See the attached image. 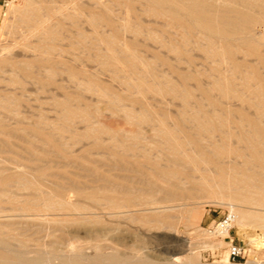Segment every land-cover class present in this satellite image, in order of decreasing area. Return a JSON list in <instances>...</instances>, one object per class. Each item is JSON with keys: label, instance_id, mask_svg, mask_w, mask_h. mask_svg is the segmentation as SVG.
I'll list each match as a JSON object with an SVG mask.
<instances>
[{"label": "rangeland", "instance_id": "obj_1", "mask_svg": "<svg viewBox=\"0 0 264 264\" xmlns=\"http://www.w3.org/2000/svg\"><path fill=\"white\" fill-rule=\"evenodd\" d=\"M31 1L33 3H30ZM39 1L40 0H37L38 4H41V3H44V1L46 3L47 0H43V1L41 0L40 1L41 3ZM55 1L53 3L55 7L53 6V4H52L53 1H51V0H48L46 4L45 3L43 4V6H45V8L48 7L47 9H49V10L55 11L54 15L51 14V19H53V20H50V23H52V25H54L55 31L56 30L60 31V29L65 30V31L56 33V34H59V36H60V37L59 36L57 37L58 40H56V42L55 41L52 42L50 40L49 41L47 40L48 41V43H47V41L45 39H48V38H46L45 36H43V34L41 35V33H38V32L32 33L31 27L28 26L27 24H24V22H22V20H21L22 14H24L25 12H28L29 14L35 15L36 12H38V10H39V13L42 14V12L45 10V9L42 10V8H39L42 4L41 5L36 4L37 8H39V9H37V8H35V5H34L37 2H34L33 0H0V125H1L0 127H2V126L4 127V128L2 127L3 128L2 130L0 128V130H1L0 131V142H1V145H0V169L4 170V171L3 170L0 171V172H2V173H0V175L2 176V174L5 172L4 174L6 176H8L7 174H10V175L12 174L11 178L13 177V179L11 181L12 184L9 183V185H8V187L10 186L11 189L6 187L8 189L5 191L6 188L5 189L0 188V192L2 193V195L0 194V196L2 197V198L0 197V220L6 219L8 222L9 221L13 222V223L16 222L15 227L13 226V228H12L13 230H11V235H12L11 242L14 243L12 245L16 246V248H18V249L22 248L24 240L28 238L27 240H29V242L27 240H25L26 242L24 243L25 248L27 246V248L29 250V252L27 253L28 256H31V255L33 256V254L35 255L34 249L35 250H40V249L42 250L43 249L42 251L44 252V254H45V252L53 249V250H56L57 254H58V252L60 255H63L64 253H66L63 256H69V254H71L73 252V250L77 251L78 247H80L79 248L80 252L83 251L82 253H84V254H86L85 252H87V255L89 253H90L89 255H91V253H94V252L97 253V251L105 253V250H106V254H109L115 248L113 250V251H116L115 254H118L121 256L123 254H124V256H125V254H126V256H129V254L132 252L131 255H135V254H138L140 256L145 255V256H148L149 258L156 260L158 262H167V263L173 262L172 264H174V263L175 264H248V263L249 264H264V223L261 222V221H263V219H257L258 217L256 216L259 213V215L262 216L261 218H264V204H258L257 202H253L254 205L252 203H249V204L238 203L239 204L238 205L236 202L235 203L233 202V205L235 204L233 206V209H228L227 205H228V203H230V202H228L230 200L227 197L224 198L218 194L211 195L209 193L208 195L207 194H200L199 195V193H198L197 195H199V197L194 196V199H192V200L190 198H186L184 196V194H183L184 197L181 195L180 196L178 195L176 197L177 193L175 192V190L173 193L170 192V191H173L174 185L172 183H170L166 179V177L164 180L163 177L158 175V173L160 172V171L158 172L159 169L160 170L162 169L161 171H167L168 170L167 167L171 166V160L174 157V154L168 149V145L170 144L169 143L170 138L175 139V140H172V142H174V141L181 142L183 145H186L185 148L188 150V152L190 154H193V156H195L197 158L199 156L198 153L203 154L205 152V154H206V155L204 154L205 156H209V154L211 155L212 153L210 152L209 148L213 151L215 148H217V147L219 148V147L223 146V147L231 148L232 150L237 148L236 150L239 151L241 149L240 147L242 146L243 150L241 149L239 151V154H236L239 157L236 156L235 154H232L235 157L228 155L229 159L226 158V161L228 160L227 162H229V163L232 162L233 164H235L234 166L239 165L238 168L240 167V165L242 166L244 158L247 155V152H245L246 151L245 150V146H246L245 143L242 142L243 143V145H242L240 140L237 139L238 134H239L238 132L240 131L237 128V124H241V122H245V121H243V119H245V118L247 119V117H249V118L257 117L255 112L258 114L259 111L255 106H253L252 104L249 105L250 103H248L247 101H245L243 99L233 97V96L232 97L230 96L229 98L221 97L219 92L216 90V88L214 89L213 84L219 76L223 75V76H226L227 78L230 77L229 79L231 80V83L234 86L233 89H235V88L239 89L241 87L240 85H243L246 83V82H243L245 80L244 73H243L244 71L241 70L242 72L241 71L240 72H233V74H232L229 71V70H231L230 66H228L229 62H227L226 60L218 61L214 58H213L214 59L213 60L211 57H209L208 54L205 56L207 51L204 47L207 44V42H206L207 40L205 39L206 41H203L204 35H201L200 33L193 35L194 39L195 40L197 39L198 41H195L194 39H192L191 38L192 36L189 37L192 40V43H193V41H195V43H194L195 45L190 43L191 40L187 36H185L184 38L186 40L187 39L190 40V42H188V43H187V41H185L184 38H183L184 42H182L183 39L175 38L174 28L166 27L164 22L161 19H158L156 16H153L152 11L149 13V11H150V8H148L149 5L146 2L144 3V1L142 3V1H139V0H130V1L127 0L130 2V3L128 2L129 5L127 4L126 0L125 1L122 0L121 1L122 3H120L119 0H113V2L116 4L111 2V0H102V1L101 0H96V1L95 0H93V1L92 0H77L78 2L76 0H57L56 2ZM59 1H61V2H59ZM97 1H99L100 5H97L98 4ZM25 2L28 6L25 4ZM62 2H64V3H62ZM65 2H66V4H65ZM67 2L68 3L70 2V3L68 4ZM73 2H74V4H73ZM95 2H97L96 5L98 7H100L98 10H96L97 6L95 7ZM60 3H61V5L63 4V6L64 5L65 6L64 7L61 6ZM134 3H136V4H134ZM77 4H78V7L76 6ZM125 4H127L128 6L127 5L125 6ZM10 5H11V7L9 9ZM30 5H32V6H30ZM133 5L135 6V8L133 7ZM51 6L54 8H51ZM67 6H69V7H67ZM105 6H106V8H105ZM131 6L133 8H131ZM141 6H143V9L139 10L142 8ZM144 6H146V8H144ZM30 7H32L31 9H33L35 11V13L33 12V10L30 11L31 10ZM71 7H73L75 10ZM126 7H127V9H126ZM78 8H80V9H78ZM62 9H63V11H62ZM76 9H78V10H76ZM91 9H94V10L92 11ZM17 10H18V12H17ZM60 10H61V12H60ZM69 10H71V11H69ZM85 10H86V12H84ZM88 10H89V12H88ZM124 10H125V12H124ZM77 11H78L79 15L76 13ZM81 11L83 13H81ZM109 11H110V13H109ZM126 11H129L128 12L129 14L126 13ZM22 12H24V13H22ZM45 12H47V11L45 10ZM79 12L82 14V16ZM102 12H104L105 16L102 14ZM130 12H131V14H130ZM135 12H136V15H135ZM88 13L89 14L91 13V16H90L91 18H96L97 13H98V16L102 15L101 17L97 18V20L100 19L101 21H98L99 23L98 22L95 23V24L100 25V28H98L99 26H97V25L95 26L100 30L94 29V26L90 25L92 23L90 22L89 15H87ZM94 13L96 16L94 15ZM99 13L101 15H99ZM105 13L106 14L108 13L107 14L108 16H106ZM17 14H19L18 15L19 17L17 16ZM123 14L126 15V17H128V19L131 21V23L133 22L132 25L134 27H132V28H134V29H132V28L131 29L135 31L137 28L138 31L136 33L133 32L131 29H129V30H131L132 32H130L128 29L126 30L123 28V26H122L123 18L125 17ZM73 15L74 16L78 15L81 21H78L79 18L74 17ZM130 15H132L133 18L132 17L130 18ZM37 16H39V15H37ZM40 16L43 17L42 15H40ZM85 16H87V17H85ZM135 16L137 18H135ZM151 16L154 18H152ZM63 17H65V20L62 19ZM68 17H70L72 19L75 18V19L72 21V19H70V18L68 19ZM103 17H105V18H103ZM107 17L110 20H112L113 24H111L109 22ZM111 17H112V19H111ZM121 17H123V18H121ZM66 18L68 19V22H66L67 21ZM55 19H58L60 22L57 21L55 23L54 22ZM85 19H87V20H85ZM136 19H138L139 21ZM88 20L90 23L89 24L85 23L86 21L88 22ZM103 20L105 21V23ZM159 20H160V22H163V24L160 23ZM15 21L17 22V25L19 26V28L16 26ZM51 21H53V22H51ZM62 21H65V22H62ZM102 21H103L104 25L101 23ZM61 22L64 24H61ZM19 23H21V24H19ZM74 23L75 24L77 23L78 26H79V24H81V27H78V28H80L79 29L80 32L83 30L81 33L79 32L81 40L79 39L80 37L78 36L79 35L78 31H76L77 25H74ZM106 23L109 25L106 26ZM140 24H141V26H140ZM23 25H25V27ZM73 25L75 26V28ZM111 25H113V26H111ZM159 25H161V26H159ZM60 26H61V28H60ZM84 26H85V28H84ZM64 27L65 28L68 27V28L64 29ZM112 27L114 30L112 29ZM119 27H121V28L119 29ZM20 28L23 30H21ZM101 28L103 30H101ZM18 29L24 35H22ZM167 29H169V30H167ZM117 30H121L120 32H122V34L119 33ZM161 30H162V32H161ZM172 30H174V31H172ZM112 31H114V32L117 31V32L112 33ZM127 31L130 33H128ZM157 31L161 32V34L160 33H159L160 35L156 34V33H158ZM163 31H164V33L166 31H168L169 33L166 32L167 34H164ZM82 33L85 37L82 35ZM97 33H98V35H97ZM99 33H101L102 35H100ZM103 33L107 34V35H104ZM131 33H133V36ZM38 34H40L41 36H39ZM76 34H77V36H76ZM117 34H118V36H121V35H123V36L118 38V36H116ZM128 34H131V35H128ZM147 34L150 35V37H148ZM30 35L32 36L33 41H31L32 40L31 38L28 39L29 37H31ZM95 35L97 36V38L99 36L104 35L103 37L108 39L110 41V45H112V46L108 45L107 42H104L103 38L101 39V37L99 38V40L101 39V41L97 42L96 41L97 38L95 39ZM113 35L115 36V37H113L114 39L111 37ZM154 35H156V36H154ZM164 35H166L167 39L165 38L166 40L164 39V41H163ZM168 35H170V36H168ZM61 36H64V38ZM65 36H67V38H65ZM71 36L73 39L71 38ZM136 36H137V38H135ZM160 36H161V38H160ZM167 36L170 38L172 37V39L174 38L175 40H173V41H175V43L173 44V42H171L172 39H170V42H169V40H168L169 38ZM202 36H203V39H202ZM40 37L45 38V39H42ZM76 37H78V38L76 39ZM116 39H120V40L118 41ZM159 39H160V41H162V43L158 41ZM37 40H38V43H37ZM114 40H116V41H114ZM28 41L31 42V43L29 42V44L31 45L30 47L28 46L29 44L25 43ZM69 41H72V42H69ZM120 41L123 43H121ZM130 41L134 42V43L132 42L134 46L132 45V43ZM199 41H200V43H199ZM32 42H34V43H32ZM68 42L70 44H68ZM76 42H78V43H76ZM81 42H83V43H81ZM100 42H101V44H100ZM112 42H114V43L116 42V44L118 42L117 45H120V46H117L116 44H114ZM179 42H180V44H178ZM196 42L199 44H197ZM39 43L45 44L44 47H47L50 43L49 46L52 47V49L50 51L53 52V53H51V56L53 54L52 57L55 58V59H53V58L52 59L57 60L56 58H58L57 63H56V61H54V63L57 64L56 66L54 64L55 67L50 66V68H49V66H47V65H49V63L40 62V61H42V59L40 58V60H39L38 58L40 56H42L41 51H43V49L41 46H43V44L40 46ZM79 43L81 44L80 47H79V45H80ZM124 43H126V44L124 45ZM71 44H73V45H71ZM74 44H75V46H74ZM84 44H86L87 46H91L90 47L91 49L89 47H87L86 45H85L86 46L85 47ZM164 44H166V45L164 46ZM176 44H178V45H176ZM188 44H191V45H188ZM35 45H38V46H35ZM54 45L56 46V48ZM192 45H194V46H192ZM49 46L47 49L51 48V47L49 48ZM131 46L133 47V49H131ZM184 46H186V47H184ZM188 46L189 47L191 46L190 50L187 49V48H189ZM202 46H204V47H202ZM31 47H33V48H31ZM58 47H60V49H58ZM83 47L85 49H83ZM114 47H116V50ZM117 47H119L118 48L119 50L120 49H126L128 52H131V54L133 53L132 54L133 58H136L139 62V64H137L136 66L133 67L130 65L129 61L126 63L124 61V65H123V63H121V61L123 62V59H119V61H118L119 64L124 66L125 68L127 67L126 69L129 70L130 73L132 74V75L130 74L131 76L129 78H127V75H125V72L124 73L123 72L122 73L121 72H119V73L115 72L114 73V71L111 70L109 66L104 65L105 63L100 64L102 61L100 59H98V58H101V59H103V61H106L108 53L111 52V50H109V49L111 48L112 51L119 52ZM127 47H129V50L127 49ZM182 47H184V48H182ZM25 48L28 50H26ZM39 48L42 50L40 51ZM104 48H106V49H104ZM174 48H176V49H174ZM202 48H203V51L205 50L204 52L202 51ZM44 49H46V48H44ZM55 49H57V51ZM181 49H183V50H181ZM25 50L29 53L32 50L33 51L37 50V51L31 52L32 54L30 53V55H29L28 53H26ZM184 50H185V52H183ZM244 50L243 49L238 50L239 51L238 54L236 52V54H237L236 60L238 62L240 61L241 64L245 62L244 64L246 66L249 65L248 67H253L254 69L256 67L257 68V69H255L256 74H261L259 76L262 79H264V64H262L260 61H258L257 58L255 59L254 57H256V56L250 55L246 52V50L245 51ZM261 50H262L261 52L264 53L263 52L264 50L263 49H261ZM54 51H55V53H54ZM97 51L99 53L101 52V54H100L101 56L99 55V53ZM57 52H60V53L62 52V53L58 54ZM104 52H106V53L108 52V53L106 54ZM182 52L184 53L185 56L187 54L186 57H188V58H186L183 54H182L183 56L180 55ZM244 52H245V54H244ZM33 53H35V54L33 55ZM102 54H104V55L106 54V55L104 56ZM188 54H190L189 55L190 57L188 56ZM33 56H35L36 58L34 59ZM59 58L61 59V61ZM104 58H106V59H104ZM158 59H160V60H158ZM32 60H34V63L33 62L29 63ZM37 60H39V61H37ZM53 60L51 62L52 64H53ZM184 60L187 62H185ZM7 62H9V64ZM15 63H17V65ZM35 63H37L38 66ZM40 63L42 64V66ZM51 63H50V65H52ZM217 63H219V64H217ZM226 63H228V64L226 65ZM34 64L36 65V67ZM43 64H44V66H43ZM212 64H214L215 66H212ZM244 64H242V65H244ZM11 65H12V67H11ZM245 65H244V67H245ZM15 66H17V68ZM150 66H152L151 69H154V70H151ZM19 67H20V69H19ZM25 67H27V68H25ZM216 67L218 68L217 69L218 71L220 70V73L217 70H215ZM248 67H246V68H248ZM31 68H32V70H31ZM33 68H34V70H33ZM51 68H53V70H51ZM246 68H244V69H246ZM143 69L146 71L151 70V72L148 73L149 76L147 77V79L149 78L148 80L152 79L156 83L158 82L157 86L160 89H157V92H155L156 90L151 91L150 88L140 89V87H137L136 82H138V81H136V79L138 80V78L141 77V75L143 73L142 72ZM148 69H150V70H148ZM156 69L158 72L156 71ZM131 70H133V72ZM138 70H139V73H138ZM16 71H18V72H16ZM32 71H34V72H32ZM152 71H154V72L156 71L158 75L156 76V74H155L156 72L152 73ZM71 72H73V73H71ZM185 72H186V74H185ZM190 72H191V74L188 75ZM228 72H230V74H228ZM151 73L155 76L156 79L154 78V76ZM181 73H182V75H181ZM193 73H194V75H192ZM240 73L242 76L240 75ZM177 74L181 75L182 77L184 75V77L187 78L184 80L185 81L187 80V81L185 82L184 80H180V81H184V83L183 82L181 83L179 81V78L182 79V77L181 76L178 77ZM216 74L218 76L217 78L215 77ZM236 74L239 76H237ZM136 75L138 77H136ZM227 75H229V76H227ZM134 77H136V78H134ZM159 77L161 78L162 81L160 80ZM242 77H243V80L241 81ZM124 79L126 81H124ZM129 79L131 81V85L133 84L136 87V88L134 87L135 90L133 89V85L131 86L129 84L130 83ZM132 79H134V80H132ZM157 79H159L161 83H159V80H157ZM165 79H166V81H165ZM163 81H165L167 83L169 82L168 84L169 85L171 84V86H175L176 88L178 87L177 89H179L181 92H184L186 94V96L188 94L187 98L189 99V97H191V100L189 99L188 102H186V104H185V102L181 99V98H183L182 95L181 94L177 95L176 93L171 91L170 86L168 84H167L168 86L165 85L166 87L165 86H164V88L162 87L164 84H166ZM171 81H172V83L174 82V84H176V83H178V84L172 85ZM162 82H163V84H162ZM197 82H199V83L197 84ZM241 82H243V83H241ZM239 83H240V85H238ZM161 84H162V86H161ZM184 84H186V85H184ZM199 84L202 86V88H201L202 90L199 88V87H201V86H199ZM251 84H255V82H253L251 80L249 82V85H251ZM129 85L131 87H129ZM162 88L163 89L167 88L169 90H166V89L163 90ZM106 89H107L108 93H107ZM203 90H210V93H211L210 96H212V98L210 97V98H206V99H211V100L216 101L217 99H215V98L219 97L220 99H222L221 100L222 102L220 100L219 101L217 100V103H212V104L210 103V105H209L210 100H206L205 98H203V96L206 97ZM172 92H173V94H172ZM109 93H111L110 95L112 96V98H109V96H110ZM169 93H171V94H169ZM107 95H109V96H107ZM178 96H180V97H178ZM67 97L70 98L69 99L70 102L68 101ZM213 97H214V99H213ZM114 98L116 99V101ZM62 99H65L64 100L65 102L66 101L69 102L68 108L69 107L71 108L72 105L74 106V108H71V109H73V113L76 112V115H77V110H79V112H78L79 114L77 116H75V114H73V116H75V117L71 116L70 119H68V117L66 116L64 107L61 104L60 105L62 107L60 105H58L59 100L62 101ZM8 100H10V101H8ZM206 101H208V104ZM223 101H224V103H223ZM189 102H191V103L189 104ZM199 102L201 104L202 103L203 104L201 105V104H199ZM4 103L8 106H4ZM62 103H63V101H62ZM71 103H72V105H71ZM114 103L115 104L117 103L118 107H117V104H116V106H112ZM1 104H3V105H1ZM121 104H123V105H121ZM184 104L187 106L185 107ZM216 104H218L217 107H215ZM56 105L58 107L60 106V108L56 107ZM197 105H198V107H197ZM220 105H221V107H219ZM213 106L216 109L220 108L219 110H221L222 113L218 109L217 110L214 109ZM242 106H244V107H242ZM199 107L201 109L200 111L198 109ZM75 109H77V110H75ZM145 109H148V110H145ZM185 109H187V111H185ZM255 109H256V111H255ZM141 111L143 114H145L144 112L147 111V114L144 115L145 117H143V118H142L143 114L141 113ZM148 111H150V112H148ZM235 111H236V115H235ZM261 111L264 113V109ZM202 112H207L208 116L205 113L202 114ZM61 113L63 114L62 116H61ZM83 113H85V114H83ZM148 113H151L150 116L148 115ZM195 113L196 114L198 113L197 115L200 117H204L205 119L207 118L208 120H210V121H208L206 119L211 124H214V122L217 124L225 122V124H227V126H229V127H227V129H229V133L231 134V136L229 138L224 139L223 136L222 137L219 136L222 134L218 133L217 131L216 132L214 131L216 134H213L212 132H209V133L204 132L206 135L202 133L199 136L200 138L198 137V139H197L198 140L197 142H199L200 146L201 147L204 146V147H202V148L200 147L199 150L201 149V151L198 150V153H197L193 149V147H192L193 145H191L192 139L190 138V136L188 134L190 129H191V131L194 130V129H192L195 127L194 124H197V122H198L199 118H198V116H196ZM263 113H262V115L258 114V116L260 115V117H261V118L259 117L261 124L264 122ZM130 114H131V116H130ZM139 114L141 115L140 117H138ZM237 114L238 115L240 114L239 115L240 117L239 116L237 117ZM248 114L249 115L251 114V116H249ZM147 115H148V117H146ZM194 115L197 119H195L193 117ZM224 117H226V118H224ZM138 118L139 119L141 118L143 120H139ZM163 118H165V119H163ZM219 118L221 120H224V121L220 122L221 120ZM64 119H65L66 123H69V124L65 125ZM71 119H72V121H71ZM160 119H163V120L160 121ZM212 119L215 121H211ZM61 120H63V121H61ZM238 120H239V123L237 122ZM59 122H61V123H59ZM62 123L64 124L63 126H61V127L57 126L59 124L62 125ZM161 123H162V125H161ZM36 125H37V128L39 127L38 129L36 128ZM53 125L54 126L56 125L55 127L62 128L63 132L61 129L57 130V128H55ZM165 126L167 127V129H165L166 128ZM191 126H192V128H191ZM7 128H11L9 130L12 132H10ZM13 128H14V130H13ZM34 128H36V129L34 130ZM40 128L43 129V132L40 131L41 130ZM68 128H70V130H68ZM161 128H163V129H161ZM187 128H190V129H188V133H187ZM49 129H51L52 131H50ZM89 129H90V131H89ZM99 129H101V130H99ZM237 129H238V131H237ZM4 130H5V132H4ZM16 130H18L19 132H17ZM20 130L22 131V133ZM38 130H39V132H41V135H40V133L35 134L36 132L38 133ZM158 130H160V131H158ZM167 130H169V131H167ZM47 131H50V132H47ZM92 132H94L95 135L97 134V136L99 137L98 141L100 142V145H102V146H100L99 149H97L99 147V146H96L97 144H92V142L94 141V136L89 135L90 133L94 134ZM46 133L47 134L51 133L52 137H56V139L52 138L50 134H49L50 135L49 136ZM164 133H167V135ZM236 133H238V134L236 135ZM169 134H171V135L168 136ZM135 135H136V137H135ZM46 136H49V137H46ZM162 136H165V137H162ZM3 137H5L7 139L4 138L5 139V141H4ZM41 137H42V139H41ZM48 138H49V140H48ZM52 139H53V141H52ZM164 140H166V141H164ZM221 141H223V142L221 143ZM59 143H61V145ZM122 143H124V145H125V143L127 145L129 144V147L126 145L125 146L132 152V153H129L130 155L135 156V157L137 156L138 158L142 157V155H143L150 162H152L151 159L152 160L155 159L153 161H156V162H152V163L153 164L156 163V164L153 165L151 163V165L149 164L150 165L149 166L147 163V166H149V167H147L144 164H143V166H146V167L139 165L140 167L139 166L137 167L139 170H136V171L133 170L130 167V165L128 166L127 163H124L122 161V159L120 158V155L116 152V150H117L116 148L120 149L119 146H121ZM131 143H133V144H131ZM214 143H216L218 145H217V147H215L213 149ZM2 144H4V145H2ZM53 144H55V145H53ZM91 144L97 148H95ZM162 144H164L165 147H162ZM216 144H214V145L216 146ZM227 144H228V146H227ZM10 145H11V147H10ZM112 145H113V148H112ZM124 145H122V146L124 147ZM133 145H135V146H133ZM55 147L58 150L60 149L61 151H63V155L61 152L57 151V149ZM7 148H9L10 150L12 149L11 152ZM13 148H14L15 152H13ZM27 148L30 149V151H32V150L33 151L32 152H30L29 150L27 151ZM53 148H54V150H53ZM134 148H136L137 150L136 149L134 150ZM163 148H165V149H163ZM66 149H67V151H66ZM16 150L18 151V153H16L17 152ZM34 152H35V155H34ZM64 152H65V154H64ZM241 152L243 154L245 153L244 156L241 154ZM113 153L116 154V157H115V155H113ZM37 154L39 157L37 156ZM50 154H51V156H50ZM56 154H58V155H56ZM71 155H72V157H71ZM139 155H140V157H139ZM168 155H170L171 159L169 158ZM63 156H64V158H63ZM117 157L120 159V161H121L120 163H119V160ZM65 158H67V159H65ZM30 159H31V161H30ZM75 160H76V162H75ZM114 160H116V161H114ZM241 160H243V161H241ZM159 162H160V164H159ZM114 163L117 165L115 166ZM232 163H230V164L233 165ZM31 165H33V167ZM35 165H36V167H35ZM152 165L155 167H153ZM163 165H165V166L168 165V166L165 167ZM34 167H35V169H34ZM123 167H124V170H126L128 172L127 175H129V178H128V176H126V171H122ZM157 167H159V168H157ZM183 167H184L183 174L186 172L185 170H187V172L189 171V169L191 170V168L188 166H183ZM206 167L207 168L205 170H206L207 174H210L209 176L208 175L207 176L209 178L215 177L216 173L213 171L214 170V168H212L213 166L206 165ZM208 167L210 168V170L211 169H213V170H211V171L208 170ZM36 168H37V170H36ZM38 168L40 170H38ZM45 168H46V170H45ZM145 168H148V169L150 168L149 169L150 172ZM151 168H153V169L156 168L158 170H156V169L153 170ZM170 168H169V170H170ZM90 169H92V170H90ZM94 169H96L97 171H96L95 175L93 176ZM140 169H142L143 171L142 170L140 171ZM82 170H85V171H82ZM128 170L130 171V173ZM131 170L133 172L135 171V173H133ZM144 170H146L147 172L145 171L146 173L140 174L141 172H144ZM6 171H7V173H6ZM8 171H10V172H8ZM11 171H14V173L13 172L11 173ZM86 171L88 172V175L90 174L89 176H87ZM100 171L102 173L100 175L105 176L107 180L103 181V180H101L100 175L96 176V174L97 173L99 174ZM137 171L139 172L138 174H136ZM123 172H125V174ZM190 172H192V170ZM19 173H20V175H18ZM59 174L61 176H59ZM64 175H66V176H64ZM134 175H135V177H134ZM148 175H150V176H148ZM18 176L19 177L22 176V177H20V179L22 178L24 181L16 180V178H19ZM23 176H26V177H23ZM95 176L99 177V180L97 178H95ZM144 176H146V177H144ZM54 177H57V179L60 177L59 179L61 181L59 179L57 180ZM71 177H72V179H71ZM92 177H94L96 180L94 178L92 179ZM140 177H142L143 179L141 180ZM73 178H74V180H73ZM151 178H152V180H151ZM52 179H53V181L56 180L55 182H58L60 184L63 183L64 185L65 184L69 185L70 183H72L74 181L75 183H77L80 186L82 184V186H84L85 188L94 187V186H98V185L109 186L110 184H111L110 186L112 187L115 185L116 181H117L116 185L119 184L118 186H128L130 184L132 186H134L135 182H136L137 185L139 183L142 185L141 186H140V184L138 186L135 185L139 188V193H138V191H136L135 194H139L141 196V194L146 193V195H142L145 197L142 198V196H141L139 198V195H135L133 192L131 197L134 198V197L138 196V199L140 200L139 202H142L141 203L142 205L141 204H139V206L136 205L135 203L138 202V200H136V202L134 201V204L136 206L134 205V208H132V207L128 208V209H130V211H132L131 213H129L130 212L129 210L127 212H122V213L119 212L118 213L115 210L109 211L111 209H109L110 205L108 204V201H106L107 198L106 199L104 198L106 201V205H104L105 201H102L104 203H102L100 201L101 206H98L97 208H95V207H91V205H90V207H89V205H85V204H89V203H87V202L85 203V201H83V200H75V198L73 197V194L71 192H69L63 196L64 202L66 201L65 202L66 205H70V203L71 204L75 203L72 206H74V208L75 207L80 208L79 203L81 202V205L86 206V207L84 209H76V210L75 209H69V212L65 208H62V210H64V211L61 210V212H60L61 207H56V209L53 212L52 211H50V212L45 211L44 212L45 213L44 215L46 216L47 219L43 215L42 216L43 220L41 221L42 223L40 221L33 220V218H35V217H31V216L29 217V216L21 215L19 210H16L14 206L12 207V205H15V203H18V202L20 203L25 197H27V195H29L30 188H28V186H29L28 184L31 181L32 182L30 183V185L39 184L41 186H48L49 185L48 182H50ZM108 179H110V180H108ZM121 179L123 180V182H121ZM132 179H134V180H132ZM111 180H113V182L115 180V183L114 184L111 183L112 182ZM28 181H29V183H28ZM77 181H79V182H77ZM144 181L146 184L144 183ZM148 181H150V182H148ZM68 182H70V183H68ZM104 182H106V183H104ZM133 182H134V184H133ZM152 182H154V183H152ZM26 183H27V185H26ZM108 183H109V185H108ZM126 183H127V185H126ZM147 183H149V184H147ZM22 184H23V186H22ZM150 184H151V186H150ZM188 185L189 184L187 182L184 184L183 193H185ZM145 186H146L147 190H146V188H144ZM148 186L150 188H148ZM0 187H1V185H0ZM22 187L25 188L26 190H24ZM29 187H31V186H29ZM156 187H157V189H156ZM154 188H155V190H153ZM165 188H166V190H165ZM141 189H142V191H141ZM168 189L170 191H168ZM10 190H12V192H10ZM254 192H257L256 188L254 189ZM12 193H13V195H12ZM14 193L16 194V196ZM166 193H169V194H166ZM174 193H175V197L173 196ZM218 196L221 197V200ZM3 197H5V198L3 199ZM13 197L14 198L18 197L17 199H19L20 201L15 202V200H17V199L15 198V200H13L14 199ZM149 197H151V198H149ZM6 198H7V200L11 199V201H13L12 202L13 204L11 202L2 201V200H5ZM146 198H149V199L147 200ZM150 199L153 201V203L151 202ZM145 201H147L146 202L147 205L144 204ZM87 206H88V208H87ZM259 206H260V209H259ZM100 207H102V208H100ZM106 207H109V208L106 209ZM138 207L139 208L141 207V208L138 209ZM190 207L191 208L196 207L200 211L203 210V208H204L207 211L203 212L199 216V218L193 217L191 214L192 212H189L191 210ZM58 208H59V210H58ZM13 209H15V210H13ZM132 209H134V210H132ZM238 209L250 211L253 213L252 217L248 218V220L245 222L244 226H238L234 222L233 227L230 230L229 237L227 239H224V240L221 238L211 237V236L207 235V233L205 232L206 227L211 225L217 219L221 218L228 211H235V213H236V211ZM71 210H72V212H70ZM81 210H82V213H81ZM147 210L149 212H147ZM125 211H126V209H125ZM134 211H136V212H134ZM114 212H116V213H114ZM144 212H147V214ZM49 213H51V215ZM139 214H140V216H138ZM187 214H191V215H187ZM141 215H143V218ZM145 215L148 217L149 220L147 219V217ZM148 215H150V216H148ZM155 215H156V217H155ZM157 215H159V217ZM161 216L163 217V220L167 225L164 224L162 219H160V218H162ZM166 216H167V218H166ZM253 216H255V217H253ZM131 217L132 218L134 217L133 218L134 220ZM150 217H152L154 220ZM169 217L170 218L175 217V218L174 219L171 218L173 220L172 221L171 219H168ZM187 217L190 218V220ZM44 219H46V220H44ZM150 219H151V221H150ZM157 219L160 220L161 222H159ZM167 219L169 221L170 220L171 221L167 223V221H168ZM249 219H253V220L250 221ZM24 221L26 222V224ZM155 221H158V222H155ZM33 222H34V224L32 225ZM36 222H37V224H36ZM38 222H39V224H38ZM49 222H51V223H49ZM149 222L152 225H150ZM20 223L22 224V226ZM46 223H47V225H46ZM161 223L166 225V227L163 226ZM27 224L28 225L31 224V225L27 226ZM43 224H44V226H43ZM142 224L144 225L143 227H142ZM23 225H26L27 228ZM45 225H46V228H45ZM55 225H57V226H55ZM48 226H50V228ZM35 227H36V229H35ZM59 227H60V229H59ZM31 228H33V229H31ZM54 228L57 231L53 232L52 230H54ZM56 228H58V229H56ZM61 229H63V230H61ZM18 231H20V232H18ZM27 231H28V233H27ZM29 231H31V233H29ZM24 232H25V234H24ZM38 232H40L41 234ZM18 233H19V235H18ZM54 233H59V234H54ZM26 234H28V236ZM62 234H64V235H62ZM19 236H21L22 240ZM29 236H30V238H29ZM98 236L100 237V238H98L99 241L97 240ZM15 237H17V238L19 237V239L15 238ZM25 237H27V238H25ZM30 239H31V241H30ZM32 240L34 241V244L32 243L33 242ZM229 240H232L234 243L243 245L246 248L247 252L243 258L237 259L235 261H232V260L225 261L227 255H228L227 243L229 242ZM64 241H66V242L68 241L67 244L69 243L70 246L69 245L67 246V244ZM191 241H192V243H191ZM30 242H31V244H30ZM189 242L191 244H189ZM15 243H18V244H15ZM217 243H221V245L220 246H216V245L211 246V244H217ZM19 244H22V245H19ZM71 244H72V246H71ZM91 244H93V245H91ZM51 245H53V246H51ZM98 245H99V247H98ZM101 245H102V247H101ZM33 246H34V248H33ZM55 246H57V247H55ZM38 247L39 248L41 247V248L39 249ZM94 249H96V250H94ZM57 250H58V252H57ZM91 250L94 252H92ZM130 250H132V251H130ZM113 251L111 254L114 253ZM118 252H120V253H118ZM55 262H58V260H55ZM224 262H226V263H224Z\"/></svg>", "mask_w": 264, "mask_h": 264}, {"label": "bare ground", "instance_id": "obj_2", "mask_svg": "<svg viewBox=\"0 0 264 264\" xmlns=\"http://www.w3.org/2000/svg\"><path fill=\"white\" fill-rule=\"evenodd\" d=\"M34 2H37V0L35 1V0H33ZM41 1V0H40ZM39 1V2H40ZM43 1V0H42ZM48 1V0H47ZM47 1H46V3H47ZM51 1H53L52 2V4L54 3V1L55 0H51ZM57 1V0H56ZM55 1V2H56ZM77 1V0H76ZM93 1V0H92ZM96 1V0H95ZM102 1V0H101ZM120 1V3H122L121 1L122 0H119ZM118 1V2H119ZM125 1V0H124ZM130 1V0H129ZM129 1H127L126 0V2H127V4L129 5ZM139 1H142V3H143V1H144V3L146 2L149 6H148V8H150V11H149V13L152 11L153 12V16H156L158 19H161L163 22H164V24H165V26L166 27H171V28H174V30H175V38H180V39H183L185 36H187L188 38L190 37V36H192L191 38L192 39H194V37H193V35H195V34H201V35H204V40L203 41H206L207 42V44H206V46L204 47V46H202V47H204L205 49H206V51H207V53L205 54V56L208 54L209 55V57H211L212 59L214 58V59H216V60H218V61H221V60H226L227 62H229V65L228 66H230V69L231 70H229L232 74H233V72H240L241 70H243L244 72V78H245V80L243 81V82H246L245 84H243V85H240V83L238 84V85H240L241 87L238 89V88H235V89H233V84L231 83V80L229 79V78H227L226 76H217V74L215 75V77L217 78V80L214 82V84H213V87H214V89L216 88V90L219 92V94H220V96L221 97H224V98H229L230 96L232 97H237V98H240V99H243V100H245V101H247L248 103H250L249 105H253V106H255L257 109H258V114H261L262 115V111L261 110H263L264 109V79H262L259 75H261V74H256V72H255V69H257L256 67H255V69L253 68V67H248V66H246L244 63H242V64H244L245 65V67H244V65H242L241 63H240V61L238 62L237 60H236V55L238 54V50H240V49H245L246 50V52L248 53V54H250V55H254V56H256V57H254L255 59L257 58V60L258 61H260L262 64H264V53H262L261 51V49H263L264 50V0H139ZM13 2V1H12ZM27 2V1H26ZM26 2H25V4H26ZM59 2H61V1H59ZM72 2V1H71ZM78 2V1H77ZM84 2V1H83ZM98 2V4L97 5H100V3H99V1H97ZM97 2H95V7L97 6L96 5V3ZM111 2H113V0H111ZM116 2V1H115ZM129 2V3H128ZM30 3H33L32 1L30 2ZM41 3V2H40ZM44 3H45V1H44ZM44 3H41V4H38V2L37 3H35L34 5H35V8H37V6H36V4L37 5H41L39 8H42V10H46L47 12H45V10L42 12V14L41 13H39V10H38V12H36V14L35 15H33V14H29L28 12H22V13H24V14H22V17H21V20H22V22H24V24H27L28 26H30L31 27V30H32V33L33 32H38V33H41V35L43 34V36H45L46 38H48V39H45V38H42V37H40V38H42V39H45L46 41L48 40H50V41H52V42H56V40H58V36H59V34H56V33H59V32H63V31H65V30H62V29H60V31H58V30H56L55 31V29H54V25H52V23H50V20H53V19H51V14H55V11H53V10H49V9H47V8H45V6H43V4ZM45 3V4H46ZM49 3V2H48ZM62 3H64V2H62ZM68 3V2H67ZM70 3V2H69ZM68 3V4H69ZM94 3V2H93ZM114 3V2H113ZM124 3V2H123ZM24 4V5H25ZM65 4H66V2H65ZM73 4H74V2H73ZM82 4V3H81ZM114 4H116V3H114ZM113 4V5H114ZM127 4H125V6L127 5ZM134 4H136V3H134ZM12 5V4H11ZM11 5L9 6V9H10V7H11ZM27 5V4H26ZM25 5V6H26ZM60 5H61V3H60ZM122 5V4H121ZM127 5V6H128ZM131 5V4H130ZM28 6V5H27ZM30 6H32V5H30ZM53 6H54V4H53ZM61 6H63V4L61 5ZM65 6V5H64ZM63 6V7H64ZM73 6V5H72ZM77 7H78V4L76 5ZM80 6V5H79ZM117 6V5H116ZM120 6V5H119ZM137 6V5H136ZM13 7V6H12ZM44 7V8H43ZM55 7V6H54ZM54 7H52L51 6V8H54ZM67 7H69V6H67ZM81 7V6H80ZM124 7V6H123ZM133 7L135 8V6L133 5ZM132 6H131V8H133ZM142 8L141 9H139V10H142L143 9V6H141ZM32 7H30V9H31ZM39 8H37V9H39ZM58 8V7H57ZM66 8V7H65ZM71 8H73V7H71ZM70 8V9H71ZM100 7H98L97 6V9L96 10H98ZM105 8H106V6H105ZM138 8V7H137ZM144 8H146V6H144ZM147 8V9H148ZM12 9V8H11ZM29 9V10H30ZM36 9V10H37ZM61 9V8H60ZM74 9V8H73ZM78 9H80V8H78ZM78 9H76V10H78ZM83 9V8H82ZM112 9V8H111ZM117 9V8H116ZM125 9V8H124ZM126 9H127V7H126ZM19 10V9H18ZM18 10H17V12H18ZM33 9H31L30 11H32ZM75 10V9H74ZM92 11L94 10V9H91ZM114 10V9H113ZM122 10V9H121ZM138 10V11H139ZM16 11V10H15ZM52 11V12H51ZM59 11V10H58ZM62 11H63V9H62ZM69 11H71V10H69ZM91 11V12H92ZM146 11V10H145ZM33 12L35 13V11L33 10ZM60 12H61V10H60ZM84 12H86V10L84 11ZM88 12H89V10H88ZM99 12V11H98ZM124 12H125V10H124ZM129 11H126V13H128ZM144 12V11H143ZM66 13V12H65ZM77 14H78V11L76 12ZM80 13V12H79ZM81 13H83L82 11H81ZM80 13V14H81ZM109 13H110V11H109ZM112 13V12H111ZM148 13V12H147ZM20 14V13H19ZM19 14H17V16L19 15ZM75 14V13H74ZM102 14L104 15V12H102ZM106 14V13H105ZM108 14V13H107ZM106 14V16H108ZM129 14V13H128ZM130 14H131V12H130ZM141 14V13H140ZM37 15H39V16H37ZM40 15H42L43 17H41ZM70 15V14H69ZM79 15V14H78ZM78 15H76V16H74V17H78L79 18V16ZM85 15V14H84ZM83 15V16H84ZM87 15H89V17L91 16V13L89 14H87ZM94 15H95V13H94ZM97 15V16H96ZM95 16H96V18H91L90 17V22L92 23V24H90V25H92V26H94V29H98V28H100V25H98V24H95L96 22H98V21H101L100 19L99 20H97V18H99V17H101L102 15L99 13V15H101V16H98V13L96 14ZM124 15V14H123ZM135 15H136V12H135ZM16 16V15H15ZM81 16H82V14H81ZM94 16V17H95ZM105 16V15H104ZM125 17L123 18V17H121V18H123V24H122V26H123V28L124 29H131L132 27H134L132 24H133V22L131 23V21L128 19V17H126V15H124ZM19 17V16H18ZM62 17V16H61ZM72 17V16H71ZM73 17V18H74ZM85 17H87V16H85ZM118 17V16H117ZM132 17V15H130V18ZM152 17V16H151ZM70 17H68V19H69ZM103 18H105V17H103ZM108 18V17H107ZM106 18V19H107ZM133 18V17H132ZM135 18H137L136 16H135ZM145 18V17H144ZM152 18H154V17H152ZM62 19H64L65 20V17H63ZM67 19V18H66ZM68 19H67V21L66 22H68ZM70 19H72V18H70ZM75 19V18H74ZM74 19H72V21L74 20ZM88 19V18H87ZM87 19H85V20H87ZM111 19H112V17H111ZM148 19V18H147ZM84 20V21H85ZM108 20H109V22L111 23V24H113V22H112V20H110L109 18H108ZM136 20H138V19H136ZM156 20V19H155ZM57 21H59L58 19H55V23L57 22ZM78 21H81L80 20V18L78 19ZM104 21V20H103ZM103 21L101 22L102 24H103ZM120 21V20H119ZM139 21V20H138ZM51 22H53V21H51ZM60 22V21H59ZM62 22H65V21H62ZM61 22V24H64V23H62ZM70 22V21H69ZM83 22V21H82ZM89 22V20H88V22L86 21L85 23H87V24H89L90 23ZM159 22H160V20H159ZM163 22H160V23H162L163 24ZM15 23H16V26L19 28V26L17 25V22L15 21ZM80 23V22H79ZM99 23V22H98ZM104 23H105V21H104ZM156 23V22H155ZM159 23V24H160ZM19 24H21V23H19ZM95 24V25H94ZM119 24V23H118ZM158 24V23H157ZM74 25H77V28H76V31H78V33L80 32L79 31V29L80 28H78V27H81V24H79V26H78V24L76 23H74ZM73 25V26H74ZM99 26L98 28L97 27H95V26ZM104 25V24H103ZM109 24H107L106 23V26H108ZM22 26V25H21ZM20 26V27H21ZM24 27H25V25H23ZM63 26V25H62ZM72 26V25H71ZM91 26V27H92ZM111 26H113V25H111ZM140 26H141V24H140ZM159 26H161V25H159ZM164 26V25H163ZM110 27V26H109ZM165 27V28H166ZM28 28V27H27ZM56 28V27H55ZM60 28H61V26H60ZM66 28H68V27H66ZM65 27H64V29H66ZM74 28H75V26H74ZM84 28H85V26H84ZM88 28V27H87ZM93 28V27H92ZM91 28V29H92ZM121 27H119V29H120ZM122 28V29H123ZM145 28V27H144ZM158 28V27H157ZM160 28V27H159ZM21 29V28H20ZM29 29V28H28ZM59 29V28H58ZM78 29V30H77ZM93 29V30H94ZM106 29V28H105ZM112 29H113V27H112ZM132 29H134V28H132ZM131 29V30H132ZM19 30V29H18ZM21 30H23V29H21ZM82 30V29H81ZM98 30H100V29H98ZM101 30H103L102 28H101ZM107 30V29H106ZM114 30V29H113ZM129 30L130 32H137L138 30H137V28H136V30L134 31V30ZM140 30V29H139ZM166 30V29H165ZM167 30H169V29H167ZM171 30V29H170ZM174 30H172V31H174ZM20 31V30H19ZM25 31V30H24ZM83 31V30H82ZM81 31V32H82ZM96 31V30H95ZM119 33H121L122 34V32H120L121 30H117ZM116 31V32H117ZM159 31V30H158ZM157 31V32H158ZM21 32V31H20ZM80 32V33H81ZM97 32V31H96ZM101 32V31H100ZM114 31H112V33H113ZM116 32H114V33H116ZM126 32V31H125ZM128 32V31H127ZM130 32H128V33H130ZM161 32H162V30H161ZM161 32H158V33H156V34H158V35H160L161 34ZM166 32H168V31H166ZM164 33V31H163V33L164 34H167V33ZM19 33V32H18ZM68 33V32H67ZM77 33V32H76ZM80 33H79V37H80ZM102 33V32H101ZM101 33H99L100 35H102ZM118 33V34H119ZM160 33V34H159ZM169 33V32H168ZM173 33V32H172ZM171 33V34H172ZM20 34V33H19ZM21 34L22 35H24L22 32H21ZM37 34V33H36ZM56 34V35H55ZM104 34V33H103ZM111 34V33H110ZM109 34V35H110ZM118 34L116 35V36H118ZM120 34V35H121ZM127 34V33H126ZM132 34V36H133V33H131ZM131 34H128V35H131ZM39 36H41L40 34H38ZM37 35V36H38ZM82 35H83V33H82ZM97 35H98V33H97ZM104 35H107V34H104ZM103 35V36H104ZM148 35V34H147ZM31 36V35H30ZM76 36H77V34H76ZM84 36V35H83ZM103 36H99L98 38H97V36L95 35V39L97 38V42H99V41H101V39L103 38V40H104V42H107V44L108 45H110V41L108 40V39H106V38H104ZM121 36H123V35H121ZM121 36H118V38H120ZM139 36V35H138ZM141 36V35H140ZM154 36H156V35H154ZM162 36V35H161ZM161 36H160V38H161ZM168 36H170V35H168ZM167 36V37H168ZM200 36V35H199ZM34 37V36H33ZM60 37V36H59ZM61 37H63L64 38V36H61ZM70 37V36H69ZM85 37V36H84ZM83 37V38H84ZM101 37V39L99 40V38ZM112 38L113 37H115L114 35L113 36H111ZM148 37H150V35H148ZM174 37V36H173ZM32 39V36L31 37H29L28 39ZM35 38V37H34ZM37 38V37H36ZM65 38H67V36H65ZM71 38H72V36H71ZM78 37H76V39H77ZM82 38V39H83ZM110 38V37H109ZM135 38H137V36L135 37ZM159 38V37H158ZM166 38V35H164V37H163V41H164V39ZM169 39V42H170V39H172V37L170 38V37H168ZM39 39V38H38ZM69 39V38H68ZM73 39V38H72ZM80 40H81V37L79 38ZM78 39V40H79ZM85 39V38H84ZM83 39V40H84ZM93 39V38H92ZM114 39V38H113ZM112 39V40H113ZM134 39V38H133ZM132 39V40H133ZM167 39V38H166ZM165 39V40H166ZM185 39V38H184ZM184 39H183V41L182 42H184ZM190 39V38H189ZM202 39H203V36H202ZM206 39V40H205ZM36 40V39H35ZM64 40V39H63ZM66 40V39H65ZM70 40V39H69ZM102 40V41H103ZM106 40V41H105ZM116 40H120V39H116ZM116 40H114V41H116ZM137 40V39H136ZM167 40V41H168ZM173 40H175L174 38L172 39V41L171 42H173V44L175 43V41H173ZM177 40V39H176ZM191 40V39H190ZM190 40H186L185 39V41H187V43L188 42H190ZM195 40V39H194ZM201 40V39H200ZM31 41H33V39L31 40ZM48 41H47V43H48ZM75 41V40H74ZM73 41V42H74ZM77 41V40H76ZM138 41V40H137ZM159 42H161L162 43V41H160V39L158 40ZM181 41V40H180ZM195 41H198L197 39L195 40ZM195 41H193V43H192V40H191V42L190 43H192V44H194L195 43ZM202 41V40H201ZM29 42L30 41H28V42H25V43H27V44H29ZM69 42H72V41H69ZM68 42V44H70ZM121 42V41H120ZM131 42V41H130ZM133 42V41H132ZM131 42V43H132ZM178 42V41H177ZM31 43V42H30ZM32 43H34V42H32ZM37 43H38V40H37ZM64 43V42H63ZM76 43H78V42H76ZM75 43V44H76ZM81 43H83V42H81ZM112 43H114V42H112ZM121 43H123V42H121ZM130 43V44H131ZM134 43V42H133ZM133 43H132V45H133ZM137 43V42H136ZM146 43V42H145ZM186 43V44H187ZM197 43V42H196ZM199 43H200V41H199ZM199 43H197V44H199ZM203 43V42H202ZM201 43V44H202ZM24 44V43H23ZM26 44V45H27ZM43 43H39V45L41 46ZM75 44H74V46H75ZM80 44V43H79ZM100 44H101V42H100ZM114 44H116V42L114 43ZM117 44H118V42H117ZM116 44V45H117ZM126 43H124V45H125ZM178 44H180V42L178 43ZM178 44H176V45H178ZM25 45V46H26ZM49 45H50V43H49ZM48 45V46H49ZM71 45H73V44H71ZM86 44H84V46H85ZM106 45V44H105ZM129 45V44H128ZM163 45V44H162ZM166 44H164V46H165ZM188 45H191V44H188ZM195 45V44H194ZM194 45H192V46H194ZM203 45V44H202ZM29 47L31 46L30 44L28 45ZM35 46H38V45H35ZM39 46V47H40ZM45 46V44H43V46H41L42 47V49H43V51H41L42 49H40L39 48V50L41 51V55L42 56H40L38 59L40 60V58L42 59V61H40V62H45V63H49V65H47V66H49V68H50V66H54V61H56V63H57V60H58V58H56L57 60H53V59H55V58H53L52 56H53V54H52V56H51V53H53V52H51L50 50L52 49V47L51 46H49V48L50 49H47L48 48V46L47 47H44ZM55 46V45H54ZM81 46V44L79 45V47ZM83 46V45H82ZM87 46V45H86ZM85 46V47H86ZM110 46H112V45H110ZM117 46H120V45H117ZM134 46V45H133ZM175 46V45H174ZM46 48V49H44V48ZM69 47V46H68ZM78 47V46H77ZM87 47H91V46H87ZM184 47H186V46H184ZM184 47H182V48H184ZM189 47V46H188ZM207 47V48H206ZM28 48V47H27ZM31 48H33V47H31ZM55 48H56V46H55ZM74 48V47H73ZM113 48V47H112ZM115 48V50H116V47H114ZM119 47H117V49H118ZM190 48H191V46L189 47V48H187L188 50H190ZM201 48V47H200ZM26 49V48H25ZM29 49V48H28ZM28 49H26V50H28ZM58 49H60V47H58ZM75 49V48H74ZM82 49V48H81ZM83 49H85L84 47H83ZM91 49V48H90ZM104 49H106V48H104ZM127 49L129 50V47H127ZM131 49H133V47L131 46ZM166 49V48H165ZM174 49H176V48H174ZM180 49V48H179ZM25 50V51H26ZM35 50V49H34ZM56 51H57V49H55ZM109 50H111V52H107L108 53V55H107V60L106 61H103V59H101V58H98V59H100L101 61V63L100 64H102V63H105L104 65H106V66H109L110 67V69L111 70H113L114 71V73L115 72H125V75H127V78H129L132 74L130 73V71L129 70H127L124 66H122V65H120L119 64V59H123V62L121 61V63H123V65H124V61H125V63L126 62H128L129 61V63H130V65L131 66H136L137 64H139V62H138V60L136 59V58H133V56H132V54H131V52H128L126 49H118L119 50V52H115V51H112V49L110 48ZM181 50H183V49H181ZM201 50V49H200ZM244 50V51H245ZM37 51V50H36ZM36 51H31V52H36ZM134 51V50H133ZM202 51H203V48H202ZM205 51V50H204ZM203 51V52H204ZM30 52V53H31ZM74 52V51H73ZM98 52V51H97ZM183 52H185V50L183 51ZM181 53L180 55H184V53ZM236 52H237V54H236ZM264 52V51H263ZM26 53H28L29 55H30V53L29 52H27L26 51ZM54 53H55V51H54ZM58 54L60 53V52H57ZM62 53V52H61ZM60 53V54H61ZM99 53V52H98ZM97 53V54H98ZM103 53V52H102ZM104 53H106V52H104ZM106 53V54H107ZM175 53V52H174ZM187 53V52H186ZM32 54V53H31ZM35 53H33V55H34ZM96 54V55H97ZM101 54V52L99 53V55ZM105 54V55H106ZM244 54H245V52H244ZM102 55H104V54H102ZM104 55V56H105ZM182 55V56H183ZM190 54H188V56H189ZM32 56V55H31ZM63 56V55H62ZM101 56V55H100ZM157 56V55H156ZM159 56V55H158ZM181 56V57H182ZM185 56V55H184ZM186 56H187V54H186ZM185 56V57H186ZM61 57V56H60ZM190 57V56H189ZM33 58L35 59L36 57L35 56H33ZM53 58V59H52ZM138 58V57H137ZM156 58V57H155ZM186 58H188V57H186ZM60 59V58H59ZM104 59H106V58H104ZM211 59V60H212ZM213 59V60H214ZM249 59V58H248ZM39 60H37V61H39ZM52 60H53V64L51 63L52 62ZM157 60V59H156ZM158 60H160V59H158ZM210 60V61H211ZM60 61H61V59H60ZM59 61V62H60ZM163 61V60H162ZM185 61V60H184ZM257 61V62H258ZM34 63V60H32L31 62H29V63ZM36 62V61H35ZM185 62H187V61H185ZM184 62V63H185ZM216 62V61H215ZM8 64H9V62H7ZM18 63V62H17ZM17 63H15L16 65H17ZM50 63L52 64V65H50ZM214 63V62H213ZM224 63V62H223ZM35 64H37V63H35ZM34 64V65H35ZM41 64V63H40ZM60 64V63H59ZM128 64V63H127ZM217 64H219V63H217ZM228 63H226V65H227ZM257 64V63H256ZM31 65V64H30ZM33 65V64H32ZM57 64H55V66H56ZM126 65V64H125ZM129 65V64H128ZM37 66H38V64H37ZM41 66H42V64H41ZM43 66H44V64H43ZM54 66V67H55ZM212 66H215L214 64H212ZM261 66V65H260ZM11 67H12V65H11ZM16 68H17V66H15ZM24 67V66H23ZM35 67H36V65H35ZM34 67V68H35ZM130 67V66H129ZM148 67V66H147ZM151 67L152 66H150V69H151ZM224 67V66H223ZM227 67V66H226ZM246 67H248V68H246ZM25 68H27V67H25ZM34 68H33V70H34ZM40 68V67H39ZM38 68V69H39ZM104 68V67H103ZM106 68V67H105ZM157 68V67H156ZM229 68V67H228ZM244 68H246V69H244ZM19 69H20V67H19ZM41 69V68H40ZM109 69V70H110ZM138 69V68H137ZM150 69H148V70H150ZM166 69V68H165ZM218 68L216 67V69L215 70H217ZM14 70V69H13ZM31 70H32V68H31ZM51 70H53V68H51ZM136 70V69H135ZM151 70H154V69H151ZM151 70L150 71H146V70H142V75H141V77H139L138 78V80L136 79V81H138V82H136V84H137V87H140V89H148V88H150L151 89V91L152 90H156L155 92H157V89H160V88H158V86H157V83L154 81V80H152V79H150V80H148L147 79V77L149 76V72H151ZM228 70V69H227ZM19 71V70H18ZM18 71H16V72H18ZM25 71V70H24ZM55 71V70H54ZM53 71V72H54ZM70 71V70H69ZM132 72H133V70H131ZM156 71H157V69H156ZM155 71V72H156ZM218 71V70H217ZM216 71V72H217ZM20 72V71H19ZM32 72H34V71H32ZM31 72V73H32ZM136 72V71H135ZM154 71H152V73H155ZM158 72V71H157ZM157 72L155 73L156 74V76L158 75L157 74ZM219 73H220V70L218 71ZM217 72V73H218ZM230 72H228V74H230ZM242 72V71H241ZM71 73H73V72H71ZM70 73V74H71ZM137 73V72H136ZM135 73V74H136ZM138 73H139V70H138ZM151 73V74H152ZM260 73V72H259ZM117 74V73H116ZM131 74V75H130ZM141 74V73H140ZM185 74H186V72H185ZM191 74V72L188 74V75H190ZM30 75V74H29ZM73 75V74H72ZM124 75V76H125ZM153 75V74H152ZM178 75V77H180L181 75H182V73H181V75H179V74H177ZM192 75H194V73L192 74ZM237 75V74H236ZM240 75H241V73H240ZM122 76V75H121ZM154 76V75H153ZM160 76V75H159ZM162 76V75H161ZM227 76H229V75H227ZM237 76H239V75H237ZM242 76V75H241ZM136 77H138L137 75H136ZM136 77H134V78H136ZM182 77V76H181ZM190 77V76H189ZM193 77V76H192ZM199 77V76H198ZM233 77V76H232ZM126 78V79H127ZM154 78H155V76H154ZM153 78V79H154ZM160 78V77H159ZM156 79V78H155ZM184 79H187V78H185L184 77V75H183V77H182V79H180L179 78V81L180 80H184ZM193 79V78H192ZM132 80H134V79H132ZM157 80H159V79H157ZM156 80V81H157ZM160 80H161V78H160ZM160 80H159V83H161L160 82ZM168 80V79H167ZM243 80V77H242V79H241V81ZM253 81V82H255V84H251V85H249V82L250 81ZM124 81H126L125 79H124ZM129 81H130V79H129ZM128 81V82H129ZM148 81V82H147ZM162 81V80H161ZM165 81H166V79H165ZM165 81H163V82H165ZM185 81V80H184ZM184 81H180L181 83L183 82L184 83ZM187 81V80H186ZM185 81V82H186ZM163 82H162V84H163ZM212 82V81H211ZM243 82H241V83H243ZM134 83V82H133ZM166 84H164L163 86H162V84H161V86L164 88V86L166 85V86H168L169 84V82L167 83V82H165ZM171 83H172V81H171ZM199 82H197V84H198ZM234 83V82H233ZM130 85H131V81H130V83H129ZM135 84V85H136ZM168 84V85H167ZM178 83H176V84H174V82L172 83V85H177ZM190 84V83H189ZM212 84V83H211ZM237 84V83H236ZM129 85V87H131ZM184 85H186V84H184ZM160 86V87H161ZM165 86V87H166ZM170 86V90L171 91H173L174 93H176L177 95H179V94H181L182 95V97L183 98H181L184 102H185V104H186V102H188V100L190 99L191 100V97H189V99L187 98L188 97V94H187V96H186V94L184 93V92H181L179 89H177L175 86H171V84L169 85ZM199 86H201L200 84H199ZM236 86V85H235ZM243 86V87H242ZM251 86V87H250ZM253 86V87H252ZM128 87V86H127ZM126 87V88H127ZM134 85H133V89H134ZM136 88V87H135ZM162 88V89H163ZM200 89L202 88V86L201 87H199ZM204 88V87H203ZM132 89V90H133ZM139 89V88H138ZM149 89V90H150ZM166 90H169V89H167V88H165ZM165 89H163V90H165ZM184 89V88H183ZM205 89V88H204ZM207 89V88H206ZM104 90V89H103ZM135 90V89H134ZM133 90V91H134ZM202 90V89H201ZM215 90V91H216ZM106 91H107V89H106ZM142 91V90H141ZM145 91V90H144ZM143 91V92H144ZM204 91V93H205V95H206V97H204L203 96V98H212V96H210L211 95V93H210V90H203ZM140 92V91H139ZM138 92V93H139ZM154 92V91H153ZM168 92V91H167ZM173 92H172V94H173ZM217 92V93H218ZM107 93H108V91H107ZM142 93V92H141ZM111 93H109V95H110ZM131 94V93H130ZM169 94H171V93H169ZM109 95H107V96H109ZM111 96V95H110ZM109 96V98H112V96L110 97ZM190 96V95H189ZM177 97V96H176ZM178 97H180V96H178ZM68 98V97H67ZM117 98V97H116ZM219 98V97H218ZM218 98H215V99H217L218 101L220 100H222V99H218ZM69 99L70 98H68V101H69ZM108 99V98H107ZM115 99V98H114ZM180 99V98H179ZM213 99H214V97H213ZM65 99H62V101H63V103H62V101L61 100H59V104L58 105H62L63 107H64V110H65V113H66V116L68 117V119H70V117L71 116H73V114H75V116H77L79 113V110H77V109H75V110H77V115H76V112L75 113H73V109H71V108H74V106L72 105V103H71V108L69 107L68 108V103L70 102H68V101H64ZM67 100V99H66ZM111 100V99H110ZM113 100V99H112ZM206 100H210L209 101V105H210V103L212 104V103H217V100L216 101H214V100H211V99H206ZM2 101V100H1ZM7 101V100H6ZM8 101H10V100H8ZM115 101H116V99H115ZM61 102V103H60ZM119 102V101H118ZM207 102V104H208V101H206ZM222 102V101H221ZM10 103V102H9ZM8 103V104H9ZM120 103V102H119ZM147 103V102H146ZM191 102H189V104H190ZM223 103H224V101H223ZM226 103V102H225ZM229 103V102H228ZM246 103V102H245ZM115 104V103H114ZM112 105V106H116V104L115 105ZM184 104V105H185ZM199 104H201L200 102H199ZM203 104V103H202ZM201 104V105H202ZM1 105H3V104H1ZM60 105V106H61ZM70 105V104H69ZM121 105H123V104H121ZM4 106H8V105H6L5 103H4ZM60 106L58 107L57 105H56V107H58V108H60ZM61 106V107H62ZM125 106V105H124ZM187 105H185V107H186ZM200 106V105H199ZM218 106V104H216L215 105V107H217ZM77 107V106H76ZM117 107H118V104H117ZM116 107V108H117ZM197 107H198V105H197ZM219 107H221V105L219 106ZM242 107H244V106H242ZM78 108V107H77ZM213 108H214V106H213ZM199 109V111L201 110L200 109V107L198 108ZM214 109H216V108H214ZM218 110L220 109V108H217ZM216 109V110H217ZM72 110V111H71ZM145 110H148V109H145ZM63 111V110H62ZM185 111H187V109H185ZM184 111V112H185ZM221 113H222V111L221 110H219ZM255 111H256V109H255ZM87 112V111H86ZM85 112V113H86ZM144 112V111H143ZM148 112H150V111H148ZM198 112V111H197ZM239 112V111H238ZM85 113H83V114H85ZM141 113H142V111H141ZM140 113V114H141ZM145 114H143V116H142V118L143 117H145L144 115H146L147 114V111H145L144 112ZM191 113V112H190ZM206 114L207 116H208V114H207V112H202V114ZM217 113V112H216ZM241 113V112H240ZM244 113V112H243ZM250 113V112H249ZM252 113V112H251ZM139 114V116L138 117H140L141 115ZM150 114L151 113H148V115L150 116ZM187 114V113H186ZM196 114V113H195ZM198 114V113H197ZM196 114V116H198ZM201 114V113H200ZM254 114V113H253ZM255 114H256V116L257 117H253V118H249V117H247V119L245 118V119H243V121H245V122H241V124H237V128L240 130L238 133H236V135L238 134V137H237V139H239L240 140V142L242 143H245V152H247V155H246V157L244 158V161L243 160H241V161H243V164H242V166L240 165V167L238 168V166L239 165H237V166H234L235 164H233L232 162H230V163H232L233 165H231L229 162H227L226 161V158H228V155H231V156H233L232 154H239V151L242 149V146L240 147L241 149L238 151V150H236V149H234V150H232L231 148H227V147H223V146H221V147H217V145L218 144H216V143H214V144H216V146L213 144V149L215 148V147H217V148H215L213 151L209 148V150H210V152L212 153L211 155L209 154V156H205L206 154H205V152L203 153V154H199L198 153V150H199V148L201 147L200 146V144H199V142H197L198 140V137L203 133V134H205L204 132H207V133H209V132H212L213 134H216L215 132L217 131L218 133H221L222 135H219V136H223L224 137V139L225 138H229L230 136H231V134L229 133V129H227V127H229V126H227V124H225V122H222V121H224V120H221L220 118V122H222V123H215L214 122V124H211L210 122H208V121H210V120H208L207 118V120L204 118V117H200V116H198V122H197V124H194L195 125V127L194 128H192V126H191V128L192 129H194V130H192L191 131V129L190 128H187V133H188V129H190V131H189V136H190V138L192 139H190L191 141H192V144L191 145H193L192 147H193V149L198 153V158L197 157H195V156H193V154H190L189 152H188V150L185 148V146L186 145H183L181 142H176V141H174V142H172V140H175V139H171L170 138V140H169V145H168V149L174 154V157L172 158V160H171V168L168 166V165H166V166H168L167 168H168V170L167 171H161L160 169L158 170V169H156V168H154V169H156V170H158V175H160L161 177H163V179L165 180V177H166V179L170 182V183H172L174 186H173V191H170L169 189H168V191H170V192H174V190H175V192L177 193L176 194V197L179 195H181V196H183V194H184V196L186 197V198H190L191 200L192 199H194V196L196 197H199V195L200 194H211V195H213V194H218V195H220L221 197H227L230 201H228V202H230V203H228V205H227V207H228V209H233V206L235 205H233V202L235 203H247V204H249V203H252L253 204V202H257L258 204H264V122L261 124V121H260V115L258 116V114L255 112ZM254 114V115H255ZM63 114L61 113V116H62ZM88 115V114H87ZM133 115V114H132ZM148 115L146 116V117H148ZM235 115H236V111H235ZM240 115V114H239ZM238 114H237V117L239 116ZM249 115V114H248ZM263 115H264V113H263ZM75 116H73V117H75ZM80 116V115H79ZM130 116H131V114H130ZM137 116V115H136ZM249 116H251V114L249 115ZM253 116V115H252ZM65 117V116H64ZM82 117V116H81ZM195 119H197L196 117H195V115L193 116ZM192 117V118H193ZM240 117V116H239ZM243 117V116H242ZM260 117V118H259ZM162 118V117H161ZM224 118H226V117H224ZM62 119V118H61ZM131 119V118H130ZM134 119V118H133ZM139 119V118H138ZM145 119V118H144ZM159 119V118H158ZM163 119H165V118H163ZM163 119H160V121L161 120H163ZM218 119V118H217ZM139 120H143V119H139ZM61 121H63V120H61ZM71 121H72V119H71ZM74 121V120H73ZM137 121V120H136ZM190 121V120H189ZM211 121H215V120H211ZM64 122H65V125L66 124H69V123H66V121H65V119H64ZM68 122V121H67ZM218 122V121H217ZM238 123H239V120L237 121ZM59 123H61V122H59ZM195 123V122H194ZM39 124V123H38ZM64 124L62 123V125L61 124H59V125H57V126H59V127H61V126H63ZM161 125H162V123H161ZM1 126V125H0ZM54 126V125H53ZM56 126V125H55ZM54 126V127H55ZM190 126V125H189ZM3 127V126H2ZM2 127H0L1 128V130L4 128H2ZM59 127H55V128H57V130L59 129H61L62 130V132H63V129L62 128H59ZM166 127V126H165ZM188 127V126H187ZM231 127V126H230ZM36 128H37V125H36ZM36 128H34V130L36 129ZM39 128V127H38ZM37 128V129H38ZM64 128V127H63ZM66 128V127H65ZM8 130L9 129H11V128H7ZM19 129V128H18ZM41 129V128H40ZM67 129V128H66ZM160 129V128H159ZM161 129H163V128H161ZM165 129H167V127L165 128ZM238 129H237V131H238ZM0 130V131H1ZM6 130V129H5ZM5 130H4V132H5ZM13 130H14V128H13ZM50 131H52L51 129H49ZM68 130H70V128H68ZM99 130H101V129H99ZM10 131V130H9ZM17 132H19L18 130H16ZM21 131V130H20ZM26 131V130H25ZM24 131V132H25ZM37 131V130H36ZM35 131V132H36ZM40 131H42L43 132V129H41ZM50 131H47V132H50ZM89 131H90V129H89ZM92 131V130H91ZM158 131H160V130H158ZM167 131H169V130H167ZM215 131V132H214ZM8 132V131H7ZM10 132H12V131H10ZM15 132V131H14ZM13 132V133H14ZM16 132V133H17ZM21 133H22V131H21ZM40 133V135H41V132H39V130H38V133L36 132L35 134H39ZM52 133V132H51ZM51 133H49L50 135H51V137H52V134ZM54 133V132H53ZM57 133V132H56ZM70 133V132H69ZM92 133H94V132H92ZM25 134V133H24ZM47 134V133H46ZM49 134H47V135H49ZM60 134V133H59ZM163 134V133H162ZM164 134H166L167 135V133H164ZM6 135V134H5ZM4 135V136H5ZM44 135V134H43ZM49 135V136H50ZM89 135H93L94 136V141L92 142V144H97L96 146H99L98 148L97 147H95L94 145H92V146H94L95 148H97V149H99L100 148V146H102V145H100V142L98 141L99 140V137L97 136V134L95 135V133L94 134H89ZM171 134H169L168 136H170ZM173 135V134H172ZM206 135V134H205ZM11 136V135H10ZM49 136H46V137H49ZM98 138H97V137ZM100 136V135H99ZM7 137V136H6ZM87 137V136H86ZM135 137H136V135H135ZM162 137H165V136H162ZM5 137H3V139H4ZM52 138H54V139H56V137H52ZM175 138V137H174ZM200 138V137H199ZM5 139H7V138H5ZM5 139H4V141H5ZM41 139H42V137H41ZM44 139V138H43ZM134 139V138H133ZM48 140H49V138H48ZM227 140V139H226ZM44 141V140H43ZM51 141V140H50ZM52 141H53V139H52ZM92 141V140H91ZM164 141H166V140H164ZM190 141V142H191ZM200 141V140H199ZM203 141V140H202ZM9 142V141H8ZM45 142V141H44ZM135 142V141H134ZM160 142V141H159ZM223 141H221V143H222ZM47 143V142H46ZM49 143V142H48ZM121 143V142H120ZM129 143V142H128ZM167 143V142H166ZM185 143V142H184ZM240 143V144H241ZM243 143H242V145H243ZM6 144V143H5ZM12 144V143H11ZM31 144V143H30ZM43 144V143H42ZM60 145H61V143H59ZM119 144V143H118ZM131 144H133V143H131ZM186 144V143H185ZM226 144V143H225ZM0 145H1V142H0ZM2 145H4V144H2ZM53 145H55V144H53ZM115 145V144H114ZM122 145H124V143H122ZM119 146L120 147V149L119 148H116L117 150H116V152L120 155V158L122 159V161L124 162V163H127L128 164V166L130 165V167L133 169V170H139L137 167L139 166V165H142L143 166V164L144 165H146L147 166V163H148V165L150 164L151 165V163L152 162H156V161H153V160H155V159H151V161L152 162H150L146 157H144L143 155H142V157H140V155H139V157L140 158H138L137 156L135 157V156H132V155H130L129 153H132L126 146H128L129 147V144L127 145L126 143H125V145H124V147L123 146ZM164 144H162V147H165V145L163 146ZM9 146V145H8ZM52 146V145H51ZM133 146H135V145H133ZM227 146H228V144H227ZM10 147H11V145H10ZM33 147V146H32ZM50 147V146H49ZM64 147V146H63ZM142 147V146H141ZM202 147H204V146H202ZM201 147V148H202ZM51 148V147H50ZM56 148V147H55ZM94 148V149H95ZM102 148V147H101ZM112 148H113V145H112ZM6 149V148H5ZM4 149V150H5ZM7 149H9V148H7ZM57 149V148H56ZM55 149V150H56ZM133 149V148H132ZM131 149V150H132ZM136 148H134V150H135ZM163 149H165V148H163ZM192 149V148H191ZM12 150V149H11ZM11 150L9 149V151L11 152ZM30 151V149H28L27 148V151ZM53 150H54V148H53ZM112 150V149H111ZM110 150V151H111ZM115 150V149H114ZM137 150V149H136ZM208 150V151H209ZM243 150V149H242ZM17 151V150H16ZM33 151V150H32ZM32 151H30V152H32ZM57 151H59V152H61L62 153V155H63V151H61L60 149L58 150L57 149ZM66 151H67V149H66ZM113 151V150H112ZM133 151V150H132ZM142 151V150H141ZM194 151V152H195ZM199 151H201V149L199 150ZM207 151V150H206ZM13 152H15V150H14V148H13ZM36 152V151H35ZM35 152H34V155H35ZM49 152V151H48ZM55 152V151H54ZM90 152V151H89ZM139 152V151H138ZM195 152V153H196ZM244 152V151H243ZM16 153H18V151L16 152ZM15 153V154H16ZM38 153V152H37ZM60 153V154H61ZM70 153V152H69ZM142 153V152H141ZM144 153V152H143ZM166 153V152H165ZM168 153V152H167ZM171 153V154H172ZM207 153V152H206ZM64 154H65V152H64ZM146 154V153H145ZM205 154V155H204ZM241 154L244 156V154L241 152ZM56 155H58V154H56ZM113 155H115V157H116V154H114L113 153ZM37 156H38V154H37ZM36 156V157H37ZM41 156V155H40ZM50 156H51V154H50ZM61 156V155H60ZM118 156V155H117ZM169 156V158H170V155H168ZM236 156H238V155H236ZM39 157V156H38ZM69 157V156H68ZM71 157H72V155H71ZM233 157H235V156H233ZM239 157V156H238ZM237 157V158H238ZM43 158V157H42ZM63 158H64V156H63ZM70 158V157H69ZM118 158V157H117ZM167 158V157H166ZM168 158V159H169ZM28 159V158H27ZM65 159H67V158H65ZM74 159V158H73ZM171 159V158H170ZM229 159V158H228ZM242 159V158H241ZM47 160V159H46ZM72 160V159H71ZM70 160V161H71ZM118 160H119V163L121 162L120 161V159L118 158ZM167 160V159H166ZM231 160V159H230ZM229 160V161H230ZM30 161H31V159H30ZM74 161V160H73ZM114 161H116V160H114ZM113 161V162H114ZM232 161V160H231ZM33 162V161H32ZM75 162H76V160H75ZM79 162V161H78ZM31 163V162H30ZM35 163V162H34ZM80 163V162H79ZM78 163V164H79ZM242 163V162H241ZM33 164V163H32ZM115 164V163H114ZM153 164V163H152ZM154 164H156V163H154ZM153 164V165H154ZM159 164H160V162H159ZM117 164H115V166H116ZM126 165V164H125ZM124 165V166H125ZM149 165V166H150ZM152 165V166H153ZM206 165H211V166H213L212 168H214V170L213 169H211V170H213L215 173H216V175H215V177H211V178H209L208 176L210 175V174H207V172H206ZM32 167H33V165H31ZM83 166V165H82ZM114 166V167H115ZM146 166H143V167H146ZM149 166H147V167H149ZM157 166V165H156ZM163 166H165V165H163ZM165 166V167H166ZM183 166H188V167H190L191 168V170H192V172H190L191 170L189 169V171L187 172V170H185L186 172L183 174V170H184V167ZM15 167V166H14ZM35 167H36V165H35ZM35 167H34V169H35ZM87 167V166H86ZM90 167V166H89ZM92 167V166H91ZM140 167V166H139ZM153 167H155V166H153ZM40 168V167H39ZM38 168V170H40ZM42 168V167H41ZM83 168V167H82ZM94 168V167H93ZM92 168V169H93ZM142 168V167H141ZM157 168H159V167H157ZM161 168V167H160ZM169 168H170V170H169ZM186 168V167H185ZM89 169V168H88ZM87 169V170H88ZM92 169H90V170H92ZM145 169H147L148 171H149V169L148 168H145ZM151 169H153V168H151ZM153 169V170H154ZM187 169V168H186ZM1 170H3V169H0V171ZM36 170H37V168H36ZM43 170V169H42ZM45 170H46V168H45ZM89 170V171H90ZM122 170V169H121ZM142 169H140V171H141ZM164 170V169H163ZM208 170H210V168L208 167ZM210 170V171H211ZM4 171V170H3ZM15 171V170H14ZM14 171H11V173L13 172L14 173ZM44 171V170H43ZM82 171H85V170H82ZM95 171V172H94ZM94 171H93V176L95 175V173H96V169H94ZM122 171H126V170H124V167H123V170ZM129 171V170H128ZM132 171V170H131ZM135 171L133 172V173H135ZM143 171V170H142ZM146 170H144V172H141L140 174H143V173H146L145 172ZM8 172H10V171H8ZM87 172V171H86ZM150 172V171H149ZM148 172V173H149ZM152 172V171H151ZM155 172V171H154ZM157 172V171H156ZM190 172V173H189ZM195 172V173H194ZM0 173H2V172H0ZM5 173V172H4ZM2 174V176L0 175V185H1V189H5L6 187H8V185H9V183H11V181H12V179H13V177L11 178V176H12V174L10 175V174H7L8 176H6L5 174ZM6 173H7V171H6ZM92 173V172H91ZM124 174H125V172H123ZM129 173H130V171H129ZM139 172L137 171V173L136 174H138ZM197 173V174H196ZM24 174V173H23ZM34 174V173H33ZM87 174V176H89L88 175V172L86 173ZM100 174H102L101 173V171L99 172V174L97 173L96 174V176H98V175H100ZM128 174V172L126 171V176H128V178H129V175H127ZM139 174V175H140ZM152 174V173H151ZM214 174V173H213ZM5 175V176H4ZM14 175V174H13ZM18 175H20V173L18 174ZM58 175V174H57ZM68 175V174H67ZM133 175V174H132ZM131 175V176H132ZM183 175V176H182ZM185 175V176H184ZM208 175V176H207ZM212 175V174H211ZM59 176H61L60 174H59ZM64 176H66V175H64ZM95 176V178H97L98 180H99V177H96ZM138 176V175H137ZM141 176V175H140ZM143 176V175H142ZM148 176H150V175H148ZM153 176V175H152ZM19 177V176H18ZM20 177H22V176H20ZM20 177L19 178H16V180H19V181H24L22 178L20 179ZM23 177H26V176H23ZM28 177V176H27ZM58 177V176H57ZM57 177H54V178H56L57 179ZM63 177V176H62ZM69 177V176H68ZM134 177H135V175H134ZM144 177H146V176H144ZM185 177V178H184ZM15 178V177H14ZM60 178V177H59ZM58 178V179H59ZM94 177H92V179H93ZM94 178V179H95ZM100 178H101V180H107L106 179V177L105 176H101L100 175ZM122 178V177H121ZM137 178V177H136ZM139 178V177H138ZM141 178V180L143 179L142 177H140ZM158 178V177H157ZM25 179V178H24ZM57 179V180H58ZM71 179H72V177H71ZM77 179V178H76ZM114 179V178H113ZM146 179V178H145ZM30 180V179H29ZM60 180V179H59ZM65 180V179H64ZM63 180V181H64ZM73 180H74V178H73ZM96 180V179H95ZM108 180H110V179H108ZM116 180V179H115ZM115 180H114V182H113V180H111L112 182L111 183H115ZM132 180H134V179H132ZM148 180V179H147ZM150 180V179H149ZM151 180H152V178H151ZM150 180V181H151ZM185 180V181H184ZM18 181V182H19ZM48 181V180H47ZM56 181V180H55ZM55 181H53V179L50 181V182H48L49 183V185L48 186H41V185H39V184H32V185H30V183L32 182H30L29 183V181H28V185L29 186H31V187H29L28 186V188H30V193H29V195H27V197H25L20 203L18 202V201H20L19 199H17L16 197V199L17 200H15V198L13 199V200H15V202L17 201L18 203H15V205H12V207L14 206L15 207V209L16 210H19L20 211V213H21V215H24V216H31V217H35V218H33V220H37V221H42L43 220V218H42V216L45 214L44 212L46 211V212H50V211H54L55 209H56V207H61V209H60V212H61V210H62V208H65V209H67L68 210V212H69V209H84L86 206H83V205H81V202L79 203V205H80V208H78V207H75L74 208V206H72V205H74L73 203L71 204L70 203V205H66V201L64 202V195L65 194H67V193H69V192H71L72 194H73V197L75 198V200H83V201H85V203L87 202V203H89V204H85V205H89V207H90V205H91V207H95V208H97L98 206H101L100 204V201L102 202V201H105V199L107 198V200L106 201H108V204L110 205V208L109 207H106V209L107 208H109V209H111V210H109V211H113V210H115V211H117L118 213L119 212H127L128 210L130 211V209H128V208H134V205L136 204V205H138L139 206V204H141L142 202H139L140 200L138 199V196H136V197H131L132 196V193L134 192V194H135V192L136 191H138V193H139V188L137 187L138 185L136 184V182H135V185H137V186H132L130 183V185H128V186H118V185H116L117 184V181H116V183H115V185L114 186H110L109 185V183H108V185L109 186H101V185H98V186H94V187H89V188H85L84 186H82V184H81V186L80 185H78L77 183H75L74 181L72 182V183H70V182H68V183H70L69 185H64L63 183L62 184H60V183H58V182H55ZM61 181V180H60ZM67 181V180H66ZM150 181H148V182H150ZM77 182H79V181H77ZM99 182V181H98ZM101 182V181H100ZM108 182V181H107ZM121 182H123V180L121 179ZM131 182V181H130ZM134 182H133V184H134ZM142 182V181H141ZM147 182V181H146ZM188 183L189 185H188V187H187V189H186V191H185V193H183V188H184V184L185 183ZM21 183V182H20ZM104 183H106V182H104ZM132 183V182H131ZM143 183V182H142ZM144 183H145V181H144ZM152 183H154V182H152ZM12 184V183H11ZM14 184V183H13ZM19 184V183H18ZM44 184V183H43ZM80 184V183H79ZM146 184V183H145ZM147 184H149V183H147ZM15 185V184H14ZM26 185H27V183H26ZM97 185V184H96ZM121 185V184H120ZM126 185H127V183H126ZM142 184H140V186H141ZM156 185V184H155ZM22 186H23V184H22ZM147 186V185H146ZM146 186L144 187V188H146ZM150 186H151V184H150ZM154 186V185H153ZM172 186V185H171ZM159 187V186H158ZM168 187V186H167ZM166 187V188H167ZM175 187V188H174ZM9 189H11V187L9 186L8 187ZM8 188H6L5 189V191L8 189ZM23 188V187H22ZM27 188V189H28ZM143 188V189H144ZM148 188H150L149 186H148ZM166 188H165V190H166ZM257 189V192H254V189ZM24 190H26L25 188H23ZM156 189H157V187H156ZM179 189V190H178ZM146 190H147V188H146ZM153 190H155V188L153 189ZM160 190V189H159ZM162 190V189H161ZM141 191H142V189H141ZM10 192H12V190H10ZM9 192V193H10ZM29 192V191H28ZM166 192V191H165ZM199 193V195H197ZM0 194L2 195V193L0 192ZM15 194V193H14ZM148 194V193H147ZM166 194H169V193H166ZM6 195V194H5ZM12 195H13V193H12ZM11 195V196H12ZM135 195H139V194H135ZM134 195V196H135ZM142 195H146V193L145 194H141V196ZM206 195V196H207ZM4 196V195H3ZM15 196H16V194H15ZM130 196V197H129ZM140 195H139V198L141 197ZM170 196V195H169ZM173 196L175 197V193L173 194ZM172 196V197H173ZM183 196V197H184ZM202 196V195H201ZM1 197V196H0ZM143 197H145V196H142V198ZM203 197V196H202ZM210 197V196H209ZM219 197V196H218ZM221 197H219L220 198V200H221ZM2 198V197H1ZM5 197H3V199H4ZM105 198V199H104ZM149 198H151V197H149ZM149 198H146L147 200L149 199ZM201 198V197H200ZM226 198V199H227ZM145 199V200H146ZM196 199V198H195ZM2 200V199H1ZM136 200H138V202L137 203H135L134 204V201L136 202ZM151 200V199H150ZM2 201H7V202H13V201H11V199L10 200H7V198L5 199V200H2ZM1 201V202H2ZM106 201H105V204L104 205H106ZM147 201H145V203L144 204H146L147 205V203H146ZM149 202V201H148ZM151 202L153 203V201L151 200ZM150 202V203H151ZM197 202V201H196ZM102 203H104V202H102ZM226 203V202H225ZM9 204V203H8ZM13 204V203H12ZM133 205V206H132ZM135 205V206H136ZM142 205V204H141ZM145 205V206H146ZM202 205V204H201ZM204 205V204H203ZM239 205V204H238ZM251 205V204H250ZM254 205V204H253ZM257 205V204H256ZM103 206V205H102ZM150 206V205H149ZM142 207V206H141ZM140 207V208H141ZM200 207V206H199ZM87 208H88V206H87ZM86 208V209H87ZM100 208H102V207H100ZM139 207H138V209H140ZM160 208V207H159ZM191 208V207H190ZM201 208V207H200ZM15 209H13V210H15ZM90 209V208H89ZM125 209H126V211H125ZM137 209V208H136ZM135 209V210H136ZM145 209V208H144ZM148 209V208H147ZM157 209V208H156ZM259 209H260V206H259ZM58 210H59V208H58ZM132 210H134V209H132ZM149 210V209H148ZM147 210V212H149ZM152 210V209H151ZM150 210V211H151ZM190 210V209H189ZM188 210V211H189ZM192 210V211H191ZM191 210L189 211V212H192L191 214H192V216L193 217H198L199 218V216L203 213V212H205V211H207L206 209H204L203 208V210H199L198 208H196V207H194V208H191ZM62 211H64V210H62ZM78 211V210H77ZM84 211V210H83ZM86 211V210H85ZM138 211V210H137ZM155 211V210H154ZM153 211V212H154ZM183 211V210H182ZM16 212V211H15ZM70 212H72V210L70 211ZM132 211H130L129 213H131ZM134 212H136V211H134ZM139 212V211H138ZM141 212V211H140ZM147 212H144V213H146L147 214ZM255 212V211H254ZM81 213H82V210H81ZM112 213V212H111ZM114 213H116V212H114ZM113 213V214H114ZM188 213V212H187ZM18 214V213H17ZM50 215H51V213H49ZM72 214V213H71ZM125 214V213H124ZM152 214V213H151ZM162 214V213H161ZM191 214H187V215H191ZM236 217H235V223L238 225V226H244V224H245V222L248 220V218H250V217H252V215H253V213L252 212H250V211H245V210H241V209H238L237 211H236ZM263 214V213H262ZM54 215V214H53ZM65 215V214H64ZM118 215V214H117ZM123 215V214H122ZM126 215V214H125ZM160 215V214H159ZM159 215H157L158 217H159ZM165 215V214H164ZM169 215V214H168ZM255 215V214H254ZM2 216V215H1ZM45 216V215H44ZM69 216V215H68ZM138 216H140V214L138 215ZM142 216V218H143V215H141ZM146 216V215H145ZM148 216H150V215H148ZM152 216V215H151ZM258 218L257 219H263V221H261V222H263L264 223V218H261L262 216H260L259 215V213H258V215H256ZM22 217V216H21ZM50 217V216H49ZM130 217V216H129ZM135 217V216H134ZM133 217V218H134ZM147 217V216H146ZM155 217H156V215H155ZM162 217V216H161ZM189 217V216H188ZM187 217V218H188ZM253 217H255V216H253ZM9 218V217H8ZM26 218V217H25ZM45 218H46V216H45ZM132 218V217H131ZM132 218V219H133ZM150 218H152V217H150ZM166 218H167V216H166ZM172 218V217H171ZM170 217L168 218V219H171ZM175 217H173L172 219H174ZM186 218V219H187ZM47 219V218H46ZM46 219H44V220H46ZM147 219H148V217H147ZM153 219V218H152ZM160 219H162L163 220V217L162 218H160ZM167 219V220H168ZM171 219V220H172ZM189 220H190V218H188ZM187 219V220H188ZM27 220V219H26ZM50 220V219H49ZM54 220V219H53ZM69 220V219H68ZM134 220V219H133ZM149 220V219H148ZM154 220V219H153ZM156 220V219H155ZM158 220V219H157ZM170 220V221H171ZM250 221H252L253 219H249ZM256 220V219H255ZM19 221V220H18ZM55 221V220H54ZM61 221V220H60ZM144 221V220H143ZM150 221H151V219H150ZM159 222H161L160 220H158ZM158 221H155V222H158ZM169 220L167 221V223L168 222H170ZM173 221V220H172ZM23 222V221H22ZM25 222V221H24ZM53 222V221H52ZM99 222V221H98ZM163 222H164V220H163ZM16 223V222H15ZM15 223H13V222H8L6 219H3V220H0V264H172V263H167V262H158V261H156V260H153V259H151V258H149L148 256H145V255H138V254H135V255H131V253L129 254V256H126V254H125V256H124V254L121 256V255H118V254H115V252L116 251H113L112 249V251L114 252L113 254H111L112 253V251L109 253V254H106V250H105V253L104 252H98L97 251V253H95L94 251H92V252H94V253H91V255H87V252H85L86 254H84V253H82V252H80V247H78L77 249L79 250H77V251H74L73 250V252L71 253V254H69V256H63V255H65L66 253H64L63 255H60L59 254V252H58V250H57V252H58V254L56 253V250H53V249H51V250H49V251H47V252H45V254H44V252L40 249V250H35L34 249V251H35V255L33 254V256L31 255V256H28L27 255V253L29 252V250H28V248H27V246H26V248H25V246H24V243L26 242L25 240H27L28 238L27 237H25V238H27V239H23L24 240V243H23V245L22 244H19V245H22V248H16V246H13L12 244H14L13 242H11V237H12V235H11V230H13L12 228H13V226L15 227ZM42 223V222H41ZM49 223H51V222H49ZM150 223V222H149ZM174 223V222H173ZM172 223V224H173ZM258 223V222H257ZM21 224V223H20ZM19 224V225H20ZM25 224H26V222H25ZM34 224V222L32 223V225ZM36 224H37V222H36ZM35 224V225H36ZM38 224H39V222H38ZM163 226H165L166 227V223L164 222V224H166V225H164L163 223H161ZM17 225V224H16ZM31 225V224H30ZM30 225H28L27 224V226H30ZM46 225H47V223H46ZM46 225H45V228H46ZM49 225V224H48ZM59 225V224H58ZM150 225H152L151 223H150ZM155 225V224H154ZM161 225V226H162ZM170 225V224H169ZM21 226H22V224H21ZM23 226H25L26 227V225H23ZM43 226H44V224H43ZM55 226H57V225H55ZM144 225L142 224V227H143ZM162 226V227H163ZM171 226V225H170ZM173 226V225H172ZM49 228H50V226H48ZM62 227V226H61ZM147 227V226H146ZM150 227V226H149ZM160 227V226H159ZM169 227V226H168ZM21 228V227H20ZM27 228V227H26ZM30 228V227H29ZM39 228V227H38ZM164 228V227H163ZM170 228V227H169ZM25 229V228H24ZM31 229H33V228H31ZM35 229H36V227H35ZM56 229H58V228H56ZM59 229H60V227H59ZM26 230V229H25ZM30 230V229H29ZM61 230H63V229H61ZM21 231V230H20ZM20 231H18V232H20ZM33 231V230H32ZM53 232H55V231H57V230H55V228H54V230H52ZM204 231V230H203ZM22 232V231H21ZM63 232V231H62ZM27 233H28V231H27ZM29 233H31V231H29ZM38 233H40V232H38ZM43 233V232H42ZM24 234H25V232H24ZM41 234V233H40ZM54 234H59V233H54ZM18 235H19V233H18ZM23 235V234H22ZM27 236H28V234H26ZM25 235V236H26ZM32 235V234H31ZM43 235V234H42ZM46 235V234H45ZM62 235H64V234H62ZM66 235V234H65ZM35 236V235H34ZM33 236V237H34ZM41 236V235H40ZM20 238H21V236H19ZM19 237L17 238V237H15V238H17V239H19ZM32 237V236H31ZM45 237V236H44ZM43 237V238H44ZM29 238H30V236H29ZM52 238V237H51ZM98 238H100L99 236L97 237V240L99 241V239ZM96 239V238H95ZM21 240H22V238H21ZM35 240V239H34ZM60 240V239H59ZM69 240V239H68ZM28 242H29V240H27ZM30 241H31V239H30ZM33 241V240H32ZM101 241V240H100ZM17 242V241H16ZM19 242V241H18ZM37 242V241H36ZM44 242V241H43ZM55 242V241H54ZM66 244H67V242L66 241H64ZM70 242V241H69ZM21 243V242H20ZM33 244H34V241L32 242ZM50 243V242H49ZM191 243H192V241H191ZM190 242H189V244H191ZM15 244H18V243H15ZM27 244V243H26ZM30 244H31V242H30ZM36 244V243H35ZM38 244V243H37ZM104 244V243H103ZM29 245V244H28ZM48 245V244H47ZM50 245V244H49ZM56 245V244H55ZM69 245V243L67 244V246ZM91 245H93V244H91ZM220 246L221 245V243H217V244H211V246ZM32 246V245H31ZM37 246V245H36ZM35 246V247H36ZM51 246H53V245H51ZM64 246V245H63ZM70 246V245H69ZM71 246H72V244H71ZM111 246V245H110ZM47 247V246H46ZM55 247H57V246H55ZM76 247V246H75ZM82 247V246H81ZM93 247V246H92ZM98 247H99V245H98ZM101 247H102V245H101ZM104 247V246H103ZM25 248V249H24ZM33 248H34V246H33ZM86 248V247H85ZM95 248V247H94ZM107 248V247H106ZM117 248V247H116ZM84 249V248H83ZM94 250H96V249H94ZM102 250V249H101ZM117 250V249H116ZM45 251V250H44ZM70 251V250H69ZM72 251V250H71ZM118 251V250H117ZM130 251H132V250H130ZM125 252V251H124ZM129 252V251H128ZM134 252V251H133ZM139 252V251H138ZM118 253H120V252H118ZM30 255V254H29ZM68 255V254H67ZM128 255V254H127ZM145 256V257H144ZM191 259V258H190ZM55 260H58V262H55ZM228 260V255H227V257H226V259H225V261H227ZM224 263H226V262H224ZM175 264V263H174ZM249 264V263H248Z\"/></svg>", "mask_w": 264, "mask_h": 264}, {"label": "built area", "instance_id": "obj_3", "mask_svg": "<svg viewBox=\"0 0 264 264\" xmlns=\"http://www.w3.org/2000/svg\"><path fill=\"white\" fill-rule=\"evenodd\" d=\"M235 211H228L221 218L214 221L211 225L206 227L205 232L211 237L227 239L229 237L230 230L233 227L235 221ZM228 260L235 261L241 259L246 255V248L243 245L234 243L229 240L227 243Z\"/></svg>", "mask_w": 264, "mask_h": 264}]
</instances>
